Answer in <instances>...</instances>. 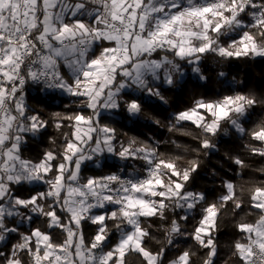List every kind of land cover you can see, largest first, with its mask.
<instances>
[{"label": "snow or ice", "instance_id": "obj_1", "mask_svg": "<svg viewBox=\"0 0 264 264\" xmlns=\"http://www.w3.org/2000/svg\"><path fill=\"white\" fill-rule=\"evenodd\" d=\"M208 54L218 62L264 58V0H0V264H127L133 254L141 264H196L192 245L168 259L188 239L202 251V264H217L219 218L226 207L243 211L244 187L221 178L223 194L209 202L190 182L201 154L219 151L223 124L247 135L245 150L264 159V120L251 130L243 126L264 99L251 92L201 97L166 125L146 112L167 105L164 91L178 88L189 73L205 81ZM26 84L44 97L69 98L67 110L43 118L26 103ZM105 113L147 118L197 143L189 148L171 140L180 152L170 156L159 140L121 142L116 128L101 122ZM50 126L62 141L50 138L54 147L39 159L23 158L28 138ZM105 154L143 161L146 175L82 177V166L99 165ZM225 155L238 175L248 167L239 155ZM247 193L256 219L240 215L230 259L264 264V181ZM86 225L95 226L87 238ZM154 239L155 250L148 246Z\"/></svg>", "mask_w": 264, "mask_h": 264}, {"label": "trees", "instance_id": "obj_2", "mask_svg": "<svg viewBox=\"0 0 264 264\" xmlns=\"http://www.w3.org/2000/svg\"><path fill=\"white\" fill-rule=\"evenodd\" d=\"M224 39H227L225 37ZM202 67L204 75L207 77L205 81H200L189 73L185 81L176 89H167L164 91V95L168 98L167 105L152 104L146 108V112L161 119L164 124H167V117L172 113L184 110L191 107L194 100L198 98H205L215 100L222 98L226 95H233L238 92L245 94L254 93L258 99H264V58L256 59H239L231 60L227 62H218V58L214 55L208 54L202 61ZM223 71L225 75L219 76L218 73ZM25 100L36 112L41 113L42 117L51 120V113L64 112L65 103L69 98H55L44 97L37 90L29 84L25 85ZM72 107H76L73 105ZM264 120V104H258L250 113L249 119L244 122L243 126L246 130H251L259 121ZM102 123L111 124L117 130L118 139L121 142H127L129 138L136 137L140 141L159 140L161 141L160 151L165 155L174 156L180 152L173 144L171 140H176L182 145H186L189 148L196 145L191 137L182 136L179 133H169L167 127H160L150 121L145 120L134 122L129 120L126 116L121 114L120 116L113 118L109 114H104L102 117ZM67 123V122H65ZM226 128L225 134L222 130L220 135L216 138L219 151L212 153L209 156H203L201 159L203 164L198 174H195V178L190 182L192 189L198 192H204L207 195L209 202L215 201L220 195L223 194L224 189L221 186V178L230 179L237 185L244 187L242 193V199L245 200V206L243 211L237 215L234 214L231 207H226L222 210L219 218V231L216 233V240L218 245L219 256L217 264H233L230 259L232 246L234 242L240 239L241 234L236 229V223L240 219V215H246L248 221H254L256 219L255 210L249 212L248 205L246 203L248 198L247 189L251 187L253 183L259 184L264 181V174L259 169L264 168V159L260 157L251 156L245 150V144L249 142L250 138L245 135L243 138L228 124H223L222 129ZM64 132H71V129L65 128ZM50 138L56 139L57 144L62 141L57 130L50 126L45 133L37 137H29L26 145L24 146L22 155L25 159L37 160L41 154L46 150L53 148ZM59 151L60 149L57 148ZM228 153L231 156L239 155L245 159L248 167L239 170L235 165L231 163V160L225 155ZM101 163L99 165L93 162H87L82 166V177L87 178L89 176H99L114 173H124L129 175L142 174L145 169L143 161H122L116 157H112L105 154V157L99 158ZM184 163V161H181ZM215 170L218 174L213 176L212 172ZM29 186L25 185V188ZM26 194V193H23ZM199 218V214H196V219H190L187 225V231L191 232L195 226L196 220ZM35 226H41L39 223ZM23 231H26V227H22ZM95 231V226L86 225L85 235L86 238L90 237ZM153 235L158 240H163V233L153 230ZM55 240L59 241L62 237L54 234ZM118 236L112 238L114 244ZM157 239L151 240L148 246L155 250L160 247L157 243ZM15 240H13V243ZM192 245V250L197 253L193 257L196 260V264H202L200 256L202 251L195 247L194 242L190 239L182 240L179 247L170 249L168 252V259H173L175 255L185 248ZM127 264H141V259L136 255H130L127 257Z\"/></svg>", "mask_w": 264, "mask_h": 264}, {"label": "built area", "instance_id": "obj_3", "mask_svg": "<svg viewBox=\"0 0 264 264\" xmlns=\"http://www.w3.org/2000/svg\"><path fill=\"white\" fill-rule=\"evenodd\" d=\"M114 174H119L120 176L122 177H129V176H133V175H129V174H124V173H114ZM144 175H146L145 171L143 170L142 174H139V175H136V176H133V177H143Z\"/></svg>", "mask_w": 264, "mask_h": 264}, {"label": "crops", "instance_id": "obj_4", "mask_svg": "<svg viewBox=\"0 0 264 264\" xmlns=\"http://www.w3.org/2000/svg\"><path fill=\"white\" fill-rule=\"evenodd\" d=\"M65 74H67V70H65ZM105 114H107V113H105ZM24 227H26V226H24Z\"/></svg>", "mask_w": 264, "mask_h": 264}, {"label": "rangeland", "instance_id": "obj_5", "mask_svg": "<svg viewBox=\"0 0 264 264\" xmlns=\"http://www.w3.org/2000/svg\"><path fill=\"white\" fill-rule=\"evenodd\" d=\"M118 239V238H117Z\"/></svg>", "mask_w": 264, "mask_h": 264}]
</instances>
